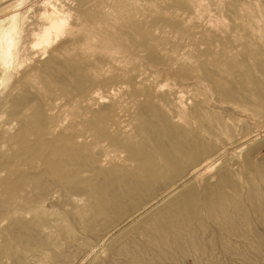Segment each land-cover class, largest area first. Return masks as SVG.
<instances>
[{"label":"rangeland","instance_id":"1","mask_svg":"<svg viewBox=\"0 0 264 264\" xmlns=\"http://www.w3.org/2000/svg\"><path fill=\"white\" fill-rule=\"evenodd\" d=\"M198 1L0 3V264H264V0Z\"/></svg>","mask_w":264,"mask_h":264},{"label":"bare ground","instance_id":"2","mask_svg":"<svg viewBox=\"0 0 264 264\" xmlns=\"http://www.w3.org/2000/svg\"><path fill=\"white\" fill-rule=\"evenodd\" d=\"M5 0H0V3ZM7 1V0H6ZM198 0H196L197 2ZM195 2V1H194ZM199 2V1H198ZM203 2V1H202ZM237 2V1H236ZM171 3V2H170ZM198 4V3H197ZM200 4V3H199ZM16 5V4H15ZM195 5V4H194ZM204 5V4H203ZM203 5L201 6L203 8ZM244 6V5H243ZM2 8V7H1ZM14 8V5L7 6L6 8H3L0 10V15L7 14L10 10ZM248 8V7H247ZM12 12V11H10ZM9 12V13H10ZM55 12V11H54ZM57 12V11H56ZM255 14V13H254ZM250 16V15H249ZM15 15H3L2 21H0V52H1V58H2V65L0 66V87L2 85H5L7 82L11 81L12 78L9 77L7 74L8 71L11 70L15 55L13 52V49L15 47L14 38L12 36V31L15 28ZM66 21V20H65ZM48 31L41 36H37L36 41L33 43V48L40 49L44 45L48 44L51 39V35L55 34L58 35L60 32H62L63 29H65V23L61 20V17L57 15L49 16L48 17ZM63 33V32H62ZM49 45V44H48ZM204 48V47H203ZM17 57V56H16ZM54 58V57H53ZM16 62L19 63V60L16 59ZM45 67V66H44ZM33 75V74H32ZM39 76V75H38ZM25 78V77H24ZM38 79V78H37ZM35 81V80H34ZM38 81V80H37ZM28 82V81H27ZM40 82V81H39ZM35 84V83H34ZM130 86V85H129ZM26 90V89H24ZM4 93V92H3ZM97 93V92H96ZM98 94V93H97ZM21 96V95H20ZM11 103V102H10ZM30 109L25 108L23 112H21L20 120L16 122L17 124L21 125V128H29L30 125H28V120L30 116ZM32 114V112H31ZM31 118V117H30ZM61 123V121H60ZM66 124V123H65ZM61 125V124H60ZM62 126V125H61ZM61 126H57L61 128ZM55 128V131H58L59 129ZM65 127V126H64ZM52 129V128H51ZM31 133L35 136L39 134L37 129H29ZM61 131V130H59ZM54 133L53 131H51ZM46 133H50L49 130H42V135H47ZM57 133V132H56ZM50 138V137H49ZM40 140V139H39ZM228 142V141H227ZM20 143L26 144L27 140L26 138L22 137ZM34 146V145H33ZM32 145L29 147L32 152H36L37 148L33 147ZM11 165V164H10ZM1 167V166H0ZM196 171V170H195ZM14 173V172H13ZM15 176V174H14ZM13 176V177H14ZM16 178V177H15ZM23 178V177H22ZM83 179V178H82ZM11 187V186H10ZM8 189H10L8 187ZM11 190V189H10ZM16 192V191H15ZM76 199V198H75ZM26 201V200H25ZM78 207V206H77ZM3 212V211H2Z\"/></svg>","mask_w":264,"mask_h":264}]
</instances>
